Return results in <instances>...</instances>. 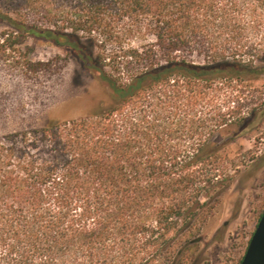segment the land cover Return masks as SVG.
I'll use <instances>...</instances> for the list:
<instances>
[{
  "label": "trees",
  "instance_id": "1",
  "mask_svg": "<svg viewBox=\"0 0 264 264\" xmlns=\"http://www.w3.org/2000/svg\"><path fill=\"white\" fill-rule=\"evenodd\" d=\"M0 22L90 59L110 97L0 138V264H199L226 148L264 118V0H0Z\"/></svg>",
  "mask_w": 264,
  "mask_h": 264
},
{
  "label": "rangeland",
  "instance_id": "2",
  "mask_svg": "<svg viewBox=\"0 0 264 264\" xmlns=\"http://www.w3.org/2000/svg\"><path fill=\"white\" fill-rule=\"evenodd\" d=\"M9 30L0 22V138L44 127L53 119L86 116L110 102L90 59L44 38L29 37L11 46L15 38L3 36ZM85 49L93 58L98 53L97 47ZM252 85L257 95L264 92V76ZM241 131L237 124V139L226 148L237 159L233 185L199 226L202 241L193 249L201 254L199 264H240L264 211V118L244 135ZM229 136L226 132L219 138Z\"/></svg>",
  "mask_w": 264,
  "mask_h": 264
},
{
  "label": "water",
  "instance_id": "3",
  "mask_svg": "<svg viewBox=\"0 0 264 264\" xmlns=\"http://www.w3.org/2000/svg\"><path fill=\"white\" fill-rule=\"evenodd\" d=\"M240 264H264V211Z\"/></svg>",
  "mask_w": 264,
  "mask_h": 264
}]
</instances>
